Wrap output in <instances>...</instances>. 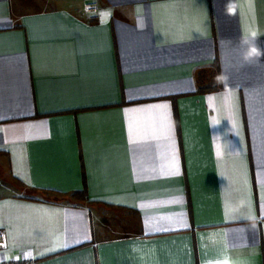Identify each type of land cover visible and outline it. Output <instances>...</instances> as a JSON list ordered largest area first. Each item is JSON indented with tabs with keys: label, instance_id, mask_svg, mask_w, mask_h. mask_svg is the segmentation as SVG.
I'll use <instances>...</instances> for the list:
<instances>
[{
	"label": "crops",
	"instance_id": "0c3cea01",
	"mask_svg": "<svg viewBox=\"0 0 264 264\" xmlns=\"http://www.w3.org/2000/svg\"><path fill=\"white\" fill-rule=\"evenodd\" d=\"M87 1L0 0V264H264V0Z\"/></svg>",
	"mask_w": 264,
	"mask_h": 264
},
{
	"label": "built area",
	"instance_id": "2783aa9c",
	"mask_svg": "<svg viewBox=\"0 0 264 264\" xmlns=\"http://www.w3.org/2000/svg\"><path fill=\"white\" fill-rule=\"evenodd\" d=\"M83 11L88 20L94 19L99 12V5L95 0L87 1L83 5ZM4 240H5L4 233L3 231L0 230V249L4 245Z\"/></svg>",
	"mask_w": 264,
	"mask_h": 264
},
{
	"label": "trees",
	"instance_id": "16d2710c",
	"mask_svg": "<svg viewBox=\"0 0 264 264\" xmlns=\"http://www.w3.org/2000/svg\"><path fill=\"white\" fill-rule=\"evenodd\" d=\"M208 88H211V87H207V89H208ZM198 90L200 91V89H198Z\"/></svg>",
	"mask_w": 264,
	"mask_h": 264
}]
</instances>
